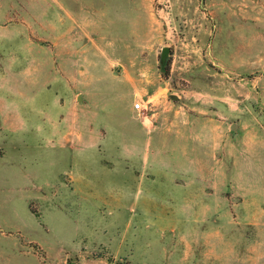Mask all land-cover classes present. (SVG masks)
<instances>
[{"label":"rangeland","instance_id":"374dc122","mask_svg":"<svg viewBox=\"0 0 264 264\" xmlns=\"http://www.w3.org/2000/svg\"><path fill=\"white\" fill-rule=\"evenodd\" d=\"M0 128V264H264V0H0Z\"/></svg>","mask_w":264,"mask_h":264},{"label":"water","instance_id":"95a60500","mask_svg":"<svg viewBox=\"0 0 264 264\" xmlns=\"http://www.w3.org/2000/svg\"><path fill=\"white\" fill-rule=\"evenodd\" d=\"M170 52H171V49L169 47H165V48L162 49L160 62H161V66L163 68L166 66L167 59H168V56H169ZM171 99L175 100V101H178V98L176 96H171ZM68 264H76V263L75 262H71V263H68Z\"/></svg>","mask_w":264,"mask_h":264},{"label":"built area","instance_id":"2783aa9c","mask_svg":"<svg viewBox=\"0 0 264 264\" xmlns=\"http://www.w3.org/2000/svg\"><path fill=\"white\" fill-rule=\"evenodd\" d=\"M134 109L139 111V112H142L143 111V105L142 103L140 102H137L136 104H134Z\"/></svg>","mask_w":264,"mask_h":264},{"label":"crops","instance_id":"0c3cea01","mask_svg":"<svg viewBox=\"0 0 264 264\" xmlns=\"http://www.w3.org/2000/svg\"><path fill=\"white\" fill-rule=\"evenodd\" d=\"M133 111L136 112V113H140L139 111L135 110L134 107H133ZM0 131H2L1 128H0ZM64 145H66V144H64ZM64 145H61V146H64ZM64 148H65V147H64ZM64 148H63V149H64ZM71 177H72V182H73L74 184L79 182V181H78V178H76L75 176H71Z\"/></svg>","mask_w":264,"mask_h":264}]
</instances>
